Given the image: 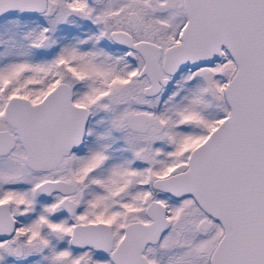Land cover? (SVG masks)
<instances>
[{
	"label": "snow or ice",
	"instance_id": "6c2138e0",
	"mask_svg": "<svg viewBox=\"0 0 264 264\" xmlns=\"http://www.w3.org/2000/svg\"><path fill=\"white\" fill-rule=\"evenodd\" d=\"M0 264H264V0H0Z\"/></svg>",
	"mask_w": 264,
	"mask_h": 264
}]
</instances>
